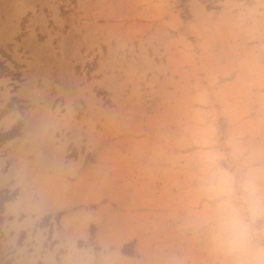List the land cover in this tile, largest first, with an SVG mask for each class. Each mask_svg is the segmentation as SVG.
Returning <instances> with one entry per match:
<instances>
[{
	"label": "rangeland",
	"instance_id": "1",
	"mask_svg": "<svg viewBox=\"0 0 264 264\" xmlns=\"http://www.w3.org/2000/svg\"><path fill=\"white\" fill-rule=\"evenodd\" d=\"M42 231L62 264H264V0H0V264Z\"/></svg>",
	"mask_w": 264,
	"mask_h": 264
},
{
	"label": "clouds",
	"instance_id": "2",
	"mask_svg": "<svg viewBox=\"0 0 264 264\" xmlns=\"http://www.w3.org/2000/svg\"><path fill=\"white\" fill-rule=\"evenodd\" d=\"M219 226L225 245L230 250H244L251 243L248 225L231 200L224 199L219 206Z\"/></svg>",
	"mask_w": 264,
	"mask_h": 264
},
{
	"label": "crops",
	"instance_id": "3",
	"mask_svg": "<svg viewBox=\"0 0 264 264\" xmlns=\"http://www.w3.org/2000/svg\"><path fill=\"white\" fill-rule=\"evenodd\" d=\"M43 214H42V216H43ZM17 221L19 222V220H17ZM35 222L36 221L34 220L32 226H34ZM49 228L50 227H48V229ZM20 229H22V228H20ZM23 229H25L26 235H27L29 226L25 227ZM19 230H18V232H20ZM18 232L15 234L13 244L16 243V239H17L18 234H19ZM32 233H31V238H32ZM44 235H45V232L42 231L41 232L42 239L40 240V242L35 241L32 244L33 245L32 249H30V246H28L26 244L27 252L25 254L18 251V250H16V251L13 250V253H11V254L7 253L11 249V245H8V248H7L8 251L6 252L7 256H5L6 259H5L3 264H62L63 259L61 256H64V254H65V253H62V254L60 253V248H62L61 247L62 245L57 243V242L55 243V242L47 241V239L45 238ZM55 238H58V234L54 237L52 236V240ZM45 241H47V243H48L47 248L45 246ZM34 247L35 248L38 247V249H39L38 253H36ZM30 254H32L31 257L29 256ZM57 256L60 257L59 260L57 259ZM94 257H96V255Z\"/></svg>",
	"mask_w": 264,
	"mask_h": 264
},
{
	"label": "bare ground",
	"instance_id": "4",
	"mask_svg": "<svg viewBox=\"0 0 264 264\" xmlns=\"http://www.w3.org/2000/svg\"><path fill=\"white\" fill-rule=\"evenodd\" d=\"M14 210V209H13Z\"/></svg>",
	"mask_w": 264,
	"mask_h": 264
}]
</instances>
